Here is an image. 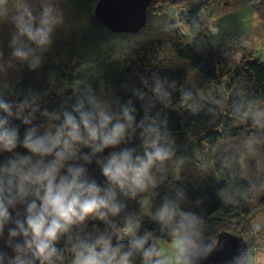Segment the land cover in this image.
Wrapping results in <instances>:
<instances>
[{
    "label": "trees",
    "instance_id": "16d2710c",
    "mask_svg": "<svg viewBox=\"0 0 264 264\" xmlns=\"http://www.w3.org/2000/svg\"><path fill=\"white\" fill-rule=\"evenodd\" d=\"M79 1L81 31L89 20L87 38L80 47L58 45L45 53L35 67L25 68L10 91L0 94V101L11 106V124L19 128L21 139L29 128L43 133L59 124L77 100L94 97L116 113L124 106L134 108L135 131L91 163L75 161L86 167L89 178L106 184L97 160L112 151L128 148L143 155L141 121L155 122L160 146L170 156L151 169L144 191L132 196L116 189L117 215L106 221L90 217L62 235L51 264H73L74 247L100 234L111 235L115 245L129 223L136 237H147L144 248L158 253L156 240L176 239L171 226L155 219L165 204L174 208L177 219L180 213L196 218V246L187 247L179 264H194L197 246L216 240L222 231L244 237L250 255L256 243L250 221L256 209L264 212V61L231 34L225 36L231 43L211 41L210 36L216 21L244 9L264 19V0H154L146 25L136 34L111 32L93 14L98 0ZM157 85L166 96L156 95ZM17 113L21 119L15 118ZM15 152L28 154L20 146ZM84 154L90 150L82 149ZM12 156L0 153V164ZM244 164L249 165L248 178ZM23 211L10 209L12 222L0 235V264H10L14 246L23 242L9 233ZM131 238L120 241L124 251ZM130 259L131 264H145L141 251Z\"/></svg>",
    "mask_w": 264,
    "mask_h": 264
},
{
    "label": "clouds",
    "instance_id": "9594fccd",
    "mask_svg": "<svg viewBox=\"0 0 264 264\" xmlns=\"http://www.w3.org/2000/svg\"><path fill=\"white\" fill-rule=\"evenodd\" d=\"M5 0H0V5ZM51 9L45 8L37 21L27 9L16 20L17 37L26 44L17 47L13 56L28 60V45L43 50L51 43V33L56 21L50 17ZM38 61L30 67H35ZM156 95L166 96L157 85ZM134 108L122 107L120 113L111 111L94 97L77 100L71 111H64L62 121L54 128L39 133L36 128L25 131L20 138L19 128L11 124V106L0 101V153H12V158L0 164V235L6 224L12 222V213L23 207V219L15 220V228L10 229L11 237H20L22 243L14 246L15 257L10 264H51L57 254L56 242L76 225L88 218L106 221L109 215H117L120 205L116 203L119 189L125 194L144 191L151 180V169L158 162L167 160L169 151L160 146L161 133L155 122L141 121L143 155H135L134 150L123 148L112 151L97 163L101 166L106 184L100 185L89 178L83 164L75 163L83 159L91 163L92 158L105 149H117L124 143L133 127ZM17 119H21L19 113ZM60 119V117H57ZM147 120V117L145 118ZM25 124L29 123L24 119ZM20 146L27 155L15 152ZM82 149L89 154L81 156ZM174 208L163 205L155 219L162 226H171L176 237L175 245L181 253L188 246L195 247L193 229L196 218L180 213L179 219ZM131 236L128 251L120 242ZM147 237L139 238L129 223L117 234L113 245L111 235L100 234L92 241L83 240L74 247L73 264H131L134 252L141 251L145 264H151L152 257L158 255L150 247L144 248ZM249 257V255H248ZM249 259V258H248ZM155 264H161L156 261Z\"/></svg>",
    "mask_w": 264,
    "mask_h": 264
},
{
    "label": "rangeland",
    "instance_id": "374dc122",
    "mask_svg": "<svg viewBox=\"0 0 264 264\" xmlns=\"http://www.w3.org/2000/svg\"><path fill=\"white\" fill-rule=\"evenodd\" d=\"M81 4L79 0H5V3L0 5V94L4 91H10L23 76L26 67L38 61L39 58L41 59L45 53L55 50L58 45L78 44V47H80V43L87 38L86 27H89L88 20L85 29L81 31L83 24L80 13ZM45 8L51 9L50 17L56 21L51 33V43L43 50L36 49L34 45H28L26 49L30 50L28 60L22 61L14 57L12 54L14 49L26 44L25 38L17 40L15 44L13 43L18 35L15 27L16 20L27 9L38 21ZM254 14H257L254 10L244 9L216 21L215 24L221 28V34L217 37L212 31L211 41L231 43V39H228L229 36L225 40L226 35L234 33L247 35L248 30L256 26L258 21L263 23L262 29L264 31V19L256 17ZM243 39L245 41V38ZM244 46L247 49L255 50L257 53H262L263 57L261 59L264 61L262 43L256 46L247 42ZM243 174L248 178L249 165L244 164ZM250 225L256 232V243L250 252L249 261L250 264H256L258 236L264 238V231L258 232L264 227V212L262 210L256 209ZM175 240L173 239L172 242L164 239L156 240L158 261L164 264H179L181 262L184 252L181 253L176 247Z\"/></svg>",
    "mask_w": 264,
    "mask_h": 264
},
{
    "label": "water",
    "instance_id": "95a60500",
    "mask_svg": "<svg viewBox=\"0 0 264 264\" xmlns=\"http://www.w3.org/2000/svg\"><path fill=\"white\" fill-rule=\"evenodd\" d=\"M154 0H98L93 14L114 33L136 34L147 23L148 9ZM249 244L244 237L228 231L216 240L202 241L195 250L194 264H248Z\"/></svg>",
    "mask_w": 264,
    "mask_h": 264
},
{
    "label": "crops",
    "instance_id": "0c3cea01",
    "mask_svg": "<svg viewBox=\"0 0 264 264\" xmlns=\"http://www.w3.org/2000/svg\"><path fill=\"white\" fill-rule=\"evenodd\" d=\"M256 17H260L258 14H254ZM262 19V18H261ZM263 27V23L261 21H258V24L254 27H251L248 32L247 35H243L241 33H234L231 34L235 40L238 41H243L244 43L249 42L250 44H255L256 46L259 45L260 43H262V49H264V31L262 29ZM215 32H213L214 34H217L219 32L218 27H214ZM245 38V41L244 39ZM250 51H253L257 57H263L262 53H257L255 50H251L248 49ZM264 231V227L262 228V230H258V232H262ZM258 235V234H257ZM258 240H259V244H257V256H256V264H264V238H260L258 236Z\"/></svg>",
    "mask_w": 264,
    "mask_h": 264
},
{
    "label": "bare ground",
    "instance_id": "6f19581e",
    "mask_svg": "<svg viewBox=\"0 0 264 264\" xmlns=\"http://www.w3.org/2000/svg\"><path fill=\"white\" fill-rule=\"evenodd\" d=\"M249 255V254H248ZM248 260V259H247ZM248 264H250V261L248 260Z\"/></svg>",
    "mask_w": 264,
    "mask_h": 264
}]
</instances>
